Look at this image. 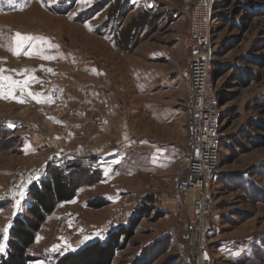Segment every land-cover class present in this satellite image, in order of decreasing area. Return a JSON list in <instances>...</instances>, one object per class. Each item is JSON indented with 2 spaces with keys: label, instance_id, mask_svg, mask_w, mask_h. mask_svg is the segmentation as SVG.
Instances as JSON below:
<instances>
[{
  "label": "rangeland",
  "instance_id": "1",
  "mask_svg": "<svg viewBox=\"0 0 264 264\" xmlns=\"http://www.w3.org/2000/svg\"><path fill=\"white\" fill-rule=\"evenodd\" d=\"M101 1L15 0L13 10L0 3V68L6 70L3 75L21 82L25 76L38 79L37 82L31 80L30 85L37 99L26 92L20 95L19 87L15 95L22 97L24 103L0 98V126H8L11 132L14 130L10 138H0V201L3 203L0 243L5 245L0 256L7 250L13 220L25 215L29 189L51 173L46 160L55 153L65 152L70 156L77 153L97 155L104 163L97 164L95 169L84 170L100 172L101 176L96 179L84 177L74 200L58 204L55 211L45 217L35 234L34 245L27 251L34 258L28 264H55L57 259L88 244L104 243L110 232L126 227L131 220L138 225L123 249L116 253L112 264H185L181 228L169 198L174 157L167 156L169 159L159 161L163 165L159 173L144 171L143 164L147 159L151 161L152 153L154 156L161 151L174 154L178 145L184 143L186 127L182 106L179 105L181 110L177 111V120L169 129L150 119L158 114L163 123V119L168 118L166 109L172 106L168 102L169 94L156 92L157 74L162 77L180 70L183 84L185 51L181 42L188 24L182 8L186 0H111L105 8L97 5L88 13ZM250 1L245 0L244 4ZM8 4L12 6L14 0ZM242 7L232 0H214L212 8V75L221 104V127L217 173L208 200V237L211 235V216L219 206L226 214L221 221L222 238L253 236L256 244L249 252V261L264 264V260L256 258L258 254L254 251L258 247L264 250V14L258 12L257 16L248 17ZM233 13L238 15L221 20L222 16ZM244 13L248 20L239 23ZM231 22L239 26L231 25ZM104 24L119 28L117 44L120 47L113 46V55L82 43L84 33L80 26H90L89 30L98 34L103 32L99 27ZM16 32L37 38L25 44L18 56L8 51ZM130 38L133 48L127 53L122 48L128 45ZM123 40L124 43H120ZM140 47L144 53L143 64L141 61L137 64L144 66V71H148L147 75L155 83L146 81L143 98L136 95L128 75L137 61L133 54ZM33 48L53 58L46 60L24 54ZM59 52L64 56L76 54L105 72L106 93L114 106L107 114L101 107L97 109L99 121L108 124L103 129L93 127L82 113L70 110L68 101L58 102V92L63 90L60 81H63L59 79V68L56 69L53 61ZM66 68L69 77L88 80L70 66ZM40 72H43L42 76ZM72 81L68 80L70 85ZM91 81L98 85L100 82ZM52 92L57 94L54 99ZM140 116L144 131L139 123ZM56 120L63 125H57ZM43 122L50 125V129L43 127ZM154 131H162L165 136L172 132L174 136L167 140V137L153 135L151 132ZM75 136L83 140L82 148L75 146ZM88 143L92 146L105 144L106 147L96 151L92 146L89 148ZM136 150H139L138 154L142 151L140 158ZM41 171L43 175H39ZM242 174L261 194H247L244 187L232 184L225 187L219 183L221 178ZM37 176L38 180L35 179ZM232 231L239 233L231 235ZM210 249L209 243L213 264H220L215 262Z\"/></svg>",
  "mask_w": 264,
  "mask_h": 264
},
{
  "label": "built area",
  "instance_id": "2",
  "mask_svg": "<svg viewBox=\"0 0 264 264\" xmlns=\"http://www.w3.org/2000/svg\"><path fill=\"white\" fill-rule=\"evenodd\" d=\"M213 5L214 0H186L182 8L188 24L181 42L186 53L182 78L187 93V136L184 145L175 150L176 168L168 197L173 215L180 224L185 264H213L209 252L208 200L217 173L221 127L220 105L212 75L210 22ZM56 95L52 92L51 97L54 99ZM46 161L64 176L95 169L97 164L104 163L95 154L70 156L65 152L55 153ZM39 175H43V171Z\"/></svg>",
  "mask_w": 264,
  "mask_h": 264
},
{
  "label": "crops",
  "instance_id": "3",
  "mask_svg": "<svg viewBox=\"0 0 264 264\" xmlns=\"http://www.w3.org/2000/svg\"><path fill=\"white\" fill-rule=\"evenodd\" d=\"M80 27H82L81 29H83V33H84L82 43H86L88 45L90 44V46L93 48L98 47L106 55H113V51H114L113 44L108 39L103 38V37H96V35L91 30H89L90 26H80ZM75 29H77L76 26H75ZM59 54H60L59 55L60 57L56 55L53 61L54 65L55 66L57 65L56 69L59 68L58 69L59 79L64 82L63 83L60 81V85L63 88V90H60L58 92L59 93L58 102L60 101L61 103H64L68 101L70 110H72L75 113L76 112L82 113L83 114L82 116L89 118L93 127L96 126L98 129H103L108 124L104 123V121H99L98 115L96 114L97 109L101 107L102 111H104V113L107 114V112L110 113L112 106H114L112 105V98L109 96L108 93H106L107 88L104 85L105 83L104 79L106 77L105 72L101 71L93 63L82 60V58L78 57L76 54L67 53L66 56H64L60 52ZM133 55L137 61L135 62L134 67H133V63L131 65V67L133 68H131L130 72L128 73L129 81L131 84L134 85L135 91L137 92L136 95L140 98H143L144 96L143 89H144L146 81L149 83H154V82H152L153 78L147 75L148 71L147 72L144 71V66L137 64L139 61H141V64H143V55H144L143 48L142 47L138 48L134 52ZM184 55L186 57V53H184ZM123 56H126V55H123ZM126 61H132V60L126 59ZM44 64L46 66L48 65L47 63H44ZM61 66L62 68H60ZM68 66H70V68L79 72V73L75 72L76 74L78 75H81V73L84 74V76L88 78L89 81L88 80L85 81L83 78H75V76L69 77L65 73V69H67L66 67ZM179 72L177 74L175 72H169V73L164 74L162 77H160L157 74L158 77L155 80L156 82L155 87H157L156 88L157 94H161V95L163 93L169 94L171 99L168 102L171 103L172 106H168V108L166 109V112H167L166 114L168 118L163 119L164 120L163 123L162 122L160 123L159 121L160 118L158 117V114H156L155 117H152L150 120L151 121L156 120L159 126L167 125L168 129L171 125H173L172 122H175L177 120L176 119L177 118L176 115L178 114L177 111L181 110V108H179V105L182 106L184 109V123H183L184 125H185V120H186L185 113H186L187 93L183 87V84L181 83V77H179ZM40 73L42 76L43 72H40ZM166 75H167V78H165ZM41 76H38L40 80H42ZM34 78L35 79H32V80H34V82H37L38 79L36 77ZM28 79H29L28 76H25V79L23 80L25 81ZM69 79L73 80L72 85H70V83L68 82ZM91 80L100 81L99 85L96 84V82H92ZM31 84L32 83L30 80V84L28 85L27 88L25 89L19 88L18 89L19 94L22 95L25 92L33 93L32 90H34V88L30 86ZM54 84H57V83H54ZM55 86H58V85H55ZM55 104H57V102H54V105ZM105 114H103V116H105ZM140 118H141V121H139V123L141 124V130L144 131L143 117L140 116ZM56 124L61 125V126L63 125V123L61 121L59 122L58 120H56ZM43 127H47V130L50 129V125H48L45 122H43ZM136 129L138 130V128ZM151 133L158 137L160 136L167 137V140H170V138L174 136L172 132L166 134L167 136H165V134L162 131L161 132L154 131ZM186 136H187V129L185 131V138L183 140L184 143L186 140ZM156 140L159 141V139H156ZM81 141L83 140L76 139V136H75V146L77 148H82ZM184 143L182 145H178V147L183 146ZM88 144L90 146L89 148H91L92 144L91 143H88ZM92 147H94L93 149L96 151L97 150L101 151L102 148L106 147V145L102 144L101 146L98 145V146H92ZM138 151L139 150H136L137 156L139 155L138 158H140V154L142 151L139 154H138ZM173 153L174 154H170L165 151H161V153L157 154V156H154V153H152L151 161L148 162L147 161L148 159H147L145 160L143 164L144 171H147V172L151 171L155 173L162 172L163 165L159 161L161 159L163 160L169 159V157L167 156H172L174 157L172 158L174 160L173 162V172H174L176 168V156H175L176 154L175 152ZM218 201L220 202V200ZM213 203H214V200H213ZM215 210H216L215 211L216 213L214 214V216H211V235L209 237V240H210L209 243H210V248H211L210 250L214 257L215 262L217 263L220 262V264H251L250 262H253V261H249V258H250L249 252L252 249V247L256 244V241L253 242V240H255L253 239L254 237L250 235V236L237 237V238H232V237L222 238L223 235L221 234V230H222L221 221H224L223 218L226 216V214L223 213L224 210H221L219 206H216ZM235 232L236 231H232L230 232V234L232 235ZM236 233H239V231H237ZM88 242H91V241H88Z\"/></svg>",
  "mask_w": 264,
  "mask_h": 264
},
{
  "label": "trees",
  "instance_id": "4",
  "mask_svg": "<svg viewBox=\"0 0 264 264\" xmlns=\"http://www.w3.org/2000/svg\"><path fill=\"white\" fill-rule=\"evenodd\" d=\"M232 1L238 5H242V8L246 10L248 17H255L257 16L258 12L259 14H264V0H251L246 4H244L245 0ZM110 2L111 0H103L90 8L88 13H90V11L95 6L99 5L100 7L105 8ZM0 3L8 5V9H15V0L12 6H10L4 0H1ZM254 3H257V5H254ZM258 4L261 6H258ZM103 8H101V10ZM246 14L244 13L242 17L239 18V23L243 22L244 20H248V18H246ZM237 15L238 14L233 13L231 16H222L221 20ZM82 16L86 17L88 15L82 14ZM231 25L239 26L238 24H233L232 22ZM99 28L102 29L103 32L100 31L98 34L94 32L93 33L108 39L116 48L120 47L117 44L119 28L110 25L108 26L106 24H104V26H100ZM130 40L131 38L128 40V45L124 49L122 48V50L127 53L133 48V45L130 44ZM120 43L123 44L124 40L120 41ZM216 95L220 105L217 92ZM13 131L14 130L11 132V129L8 128V126H0V138H10V135L13 133ZM48 169H50L51 173L49 172L50 174L47 176V178L42 179L41 182L39 181L38 184H35L29 189V204L27 205L25 215L18 216L13 220L8 235L7 250L4 256H0V264H28L29 262L34 261V258L30 257L27 254V251L31 246L34 245L35 234L39 231L40 226L45 220V217L51 215L55 211V208L58 204L70 203L74 200L76 192L80 188L84 177L93 176L96 179L97 176H101L100 172H91L87 170L79 171L69 176H63L58 169L52 166H50ZM219 183L223 184L225 187L230 186L229 184L238 187L241 186L242 188L244 187V190L247 194H261L257 187L248 182V179L243 178V174L238 177L227 176L221 178ZM2 204L3 203L0 201V208L3 206ZM137 225L138 222L131 220L126 227H121L110 232L105 238L104 243L96 241L88 244L74 253L57 259L55 264H112V260L116 253L121 251L125 242L133 236L134 229ZM155 246H157V244ZM155 246H153L151 250H153ZM151 250L148 249L147 251ZM254 251L256 254H258L256 258L264 260V250H262V248H256ZM155 255H157V253H155Z\"/></svg>",
  "mask_w": 264,
  "mask_h": 264
},
{
  "label": "snow or ice",
  "instance_id": "5",
  "mask_svg": "<svg viewBox=\"0 0 264 264\" xmlns=\"http://www.w3.org/2000/svg\"><path fill=\"white\" fill-rule=\"evenodd\" d=\"M7 3H13V0H6ZM87 0H81V3H86ZM37 38L31 36V35H22L19 32H16L13 37V45L11 47L8 48V51H11L13 53V55H20L21 52L23 51V48L25 46V44H27L29 41H33ZM25 55H29L30 57L32 56H39L41 58L44 59H52L53 57L50 56H44L42 51H37L33 48V50L29 51V52H24ZM6 70L3 68H0V98H4V99H15L17 100V102L19 103H24V99L22 97H17L15 95V91L16 89L22 88L25 89L28 86L29 80L35 79L34 77H29L28 80H25L23 82L21 81H16L13 80L10 76H5L3 75V73ZM51 71V70H49ZM7 88V90H5ZM29 96H31L33 99H37V94L28 93ZM37 102H39V100H37ZM35 179H39V177H35ZM21 196L24 195L23 192L20 193ZM5 232L7 231V228H5L4 230ZM5 250V245L3 243H0V252H3Z\"/></svg>",
  "mask_w": 264,
  "mask_h": 264
},
{
  "label": "bare ground",
  "instance_id": "6",
  "mask_svg": "<svg viewBox=\"0 0 264 264\" xmlns=\"http://www.w3.org/2000/svg\"><path fill=\"white\" fill-rule=\"evenodd\" d=\"M186 104H187V102H186ZM185 126H186V120H185Z\"/></svg>",
  "mask_w": 264,
  "mask_h": 264
},
{
  "label": "water",
  "instance_id": "7",
  "mask_svg": "<svg viewBox=\"0 0 264 264\" xmlns=\"http://www.w3.org/2000/svg\"><path fill=\"white\" fill-rule=\"evenodd\" d=\"M221 105V104H220Z\"/></svg>",
  "mask_w": 264,
  "mask_h": 264
}]
</instances>
